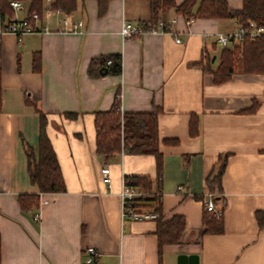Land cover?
Listing matches in <instances>:
<instances>
[{
  "label": "crops",
  "instance_id": "crops-1",
  "mask_svg": "<svg viewBox=\"0 0 264 264\" xmlns=\"http://www.w3.org/2000/svg\"><path fill=\"white\" fill-rule=\"evenodd\" d=\"M227 2L233 10L243 6V0ZM20 3L7 20L28 16V1ZM123 20L144 32L123 39ZM160 21L173 33L152 32ZM239 23L187 17L176 7L152 22L151 0H108L104 14L99 0H77L72 13L47 8L34 21L49 32L22 39L0 33V264H264V73L235 70L224 82L214 78L223 50L241 44L222 46L218 34L236 31ZM105 55H121V72L91 76L92 61ZM117 100L122 114L160 108L163 215L185 218L180 241L163 246L162 263L157 221L123 218L120 197L125 176L149 177L157 188L156 157L96 148V116ZM40 111L48 117L66 190L41 193L39 201L47 203L23 210L18 197L39 191L30 181L24 142L38 147ZM224 154L229 159L215 202L224 231L208 233L206 178ZM105 167L110 185L103 181ZM90 246L100 254L92 263L85 260Z\"/></svg>",
  "mask_w": 264,
  "mask_h": 264
},
{
  "label": "trees",
  "instance_id": "trees-1",
  "mask_svg": "<svg viewBox=\"0 0 264 264\" xmlns=\"http://www.w3.org/2000/svg\"><path fill=\"white\" fill-rule=\"evenodd\" d=\"M11 1H28V18L34 23L32 13L37 12L41 17L47 8L72 13L77 8V0H0V25L8 17L15 15ZM100 14L107 9L108 0H99ZM176 7V11L187 15L194 14L206 18H237L240 23L247 26L249 20L264 24V0H243L240 9H230L227 0H185L181 5H176L175 0H151V21H156L161 11ZM235 44V43H234ZM239 53L242 57L239 58ZM39 53L33 57L34 70L41 66ZM122 70L121 55H105L94 59L90 65L89 74L98 76L102 73L118 74ZM235 70L241 72L264 73V35L256 40L247 37L241 44H235L223 50L218 68L214 71L215 81L224 82L231 77ZM2 104V85L0 70V109ZM117 100L110 111L99 112L96 116L97 139L96 148L101 154H113L126 150L133 154H152L157 161L158 188L162 183L163 154L160 150V137L158 131V116L160 108L151 112H126L120 113ZM74 116V114H71ZM41 129L38 147L35 148L24 142V149L28 158V170L31 184L38 188L37 193L21 194L19 198L23 210L39 206L40 194L45 192H63L66 190L65 180L61 166L47 133L48 117L40 111ZM190 132L192 135L199 133L198 119L192 117ZM166 143L177 144V139H166ZM229 155L224 154L219 158L218 166L206 178L209 191L215 193V202L221 198L223 191V176L225 174ZM129 185L141 186L152 191L153 183L146 176H125ZM163 195V194H162ZM161 197H147L142 200L145 206L159 212L157 221V236L159 242L160 262L162 263V250L165 244L180 241L185 229V218L174 215L170 220H165L163 215ZM150 204V205H149ZM203 221L208 233H222L224 231L223 215L217 217L214 213L204 210ZM1 258V237H0Z\"/></svg>",
  "mask_w": 264,
  "mask_h": 264
},
{
  "label": "built area",
  "instance_id": "built-area-1",
  "mask_svg": "<svg viewBox=\"0 0 264 264\" xmlns=\"http://www.w3.org/2000/svg\"><path fill=\"white\" fill-rule=\"evenodd\" d=\"M50 1V0H47ZM11 4L14 8H18L21 3L20 1H11ZM32 18L39 20L40 16L37 12L32 13ZM193 18H189L188 22H192ZM82 25L79 22L76 26ZM173 26L168 25L165 21H160L158 26L151 29L152 32H164V33H173ZM4 31L13 32L19 39L26 34L30 33H44L49 32L50 29L47 27H40L32 23L30 18H18L10 19L4 22L0 27V33ZM144 32L143 29L136 25L135 23L129 20H123L121 23L120 33L123 39H129L140 33ZM261 35H264V24H260L255 20H249L248 25L245 26L242 23H239L236 31L220 33L218 34V43L222 46H227L230 43L234 42H243L247 37L251 40L258 39ZM178 42L181 41L180 38H176ZM103 181L110 185L112 182L110 168L105 167L102 169ZM183 186H179V189H182ZM163 194L162 188H156L152 191L146 190L141 186L129 185L125 179L122 182V189L120 191L121 197V213L123 218H129L133 221H142V220H156L159 217V212L147 208L144 202L140 199H145L147 197H161ZM47 203V200H41L40 204ZM205 209L209 212L214 213L217 217L223 215V210L218 209L215 203V193L209 191L206 193L204 198ZM34 219L36 221L40 220V212H35ZM99 252L93 246H90L85 251V260L89 263L95 262L99 258Z\"/></svg>",
  "mask_w": 264,
  "mask_h": 264
}]
</instances>
